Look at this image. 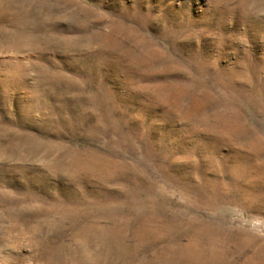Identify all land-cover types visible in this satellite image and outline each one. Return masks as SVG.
<instances>
[{"label":"rangeland","instance_id":"374dc122","mask_svg":"<svg viewBox=\"0 0 264 264\" xmlns=\"http://www.w3.org/2000/svg\"><path fill=\"white\" fill-rule=\"evenodd\" d=\"M135 259L264 264V0H0V264Z\"/></svg>","mask_w":264,"mask_h":264},{"label":"bare ground","instance_id":"6f19581e","mask_svg":"<svg viewBox=\"0 0 264 264\" xmlns=\"http://www.w3.org/2000/svg\"><path fill=\"white\" fill-rule=\"evenodd\" d=\"M2 3H3V2H2ZM4 4H5V3H4ZM3 6H4V5H2L1 8H3ZM1 11H2V10H1ZM20 32H21V31H20ZM9 33H10V32H9ZM23 33H24V32H23ZM5 36H6V35H5ZM7 36H8V35H7ZM16 36H17V35H16ZM16 36H15V37H16ZM13 37H14V36H13ZM23 37H24V36H23ZM262 169H263V168H262ZM130 218H131V217H130ZM141 218H142V217L139 216L138 219L140 220ZM152 218H153V216H152ZM127 219H129V218H127ZM127 219H125V220H127ZM138 219H137L136 221H139ZM155 219H156V218H155ZM129 220H131V219H129ZM141 220H143V219H141ZM151 220H152V219H151ZM132 221H134V220H132ZM154 221H155V220H154ZM154 221L151 222V223H154ZM84 222H85V221H84ZM119 222H120V221H119ZM122 222H123V221H122ZM124 222H125V221H124ZM144 222H145V221H144ZM144 222H143V223H144ZM120 223H121V222H120ZM156 223H157V222H156ZM144 224H145L146 227H147V223L145 222ZM116 225H117V227H118V223H117ZM131 225H134V224H132V222H131ZM139 225H142V224H139ZM155 225H156V224H155ZM121 226H122V223H121ZM148 226H149V224H148ZM156 226H157V225H156ZM117 227H116V228H117ZM119 228H121V227L119 226ZM122 228L125 229L126 227L123 226ZM127 228H128V226H127ZM133 228H134V226H133ZM133 228H132V229H133ZM152 228H154V227H152ZM87 229H89V228H87ZM139 229H140V227H139ZM148 229H149V228H148ZM137 230H138V229H137ZM166 230H167V227H166ZM99 231H100V230H99ZM112 231H113V229H112ZM120 231H122V230H120ZM141 231H142V230H141ZM160 231H162V230H160ZM164 231H165V229H164ZM88 232H89V230H88ZM100 232H104V230H103V231H100ZM107 232H108V231H107ZM113 232H114V231H113ZM172 232H173V231H172ZM105 233H106V232H105ZM155 233H156V232H155ZM197 233H198V232H197ZM135 234H136V233H135ZM170 234H171V233H169V235H170ZM102 236H104V235H102ZM102 236H101V237H102ZM112 236H113V235H112ZM139 236H141V235H139ZM148 236H149V232H148ZM162 236H163V235H162ZM173 236L177 237L176 235H173ZM101 237H100V238H101ZM137 237H138V235H137ZM169 237H171V236H169ZM91 238H92V237H91ZM91 238H90V239H91ZM115 238H116V236H115ZM148 238H149V237H148ZM166 238H167V237H166ZM83 239H84V238H83ZM113 239H114V238H113ZM119 239H120V238H119ZM164 239H165V238H164ZM177 239H178V238H176V240H177ZM106 240H107V239H106ZM138 240H139V239H138ZM141 240H142V239H141ZM156 240H157V238H156ZM156 240H154V241H156ZM166 240H167V239H166ZM166 240H165V241H166ZM169 240H170V238H169ZM176 240H175V241H176ZM89 241H90V240H89ZM119 241H120V240H119ZM146 241H147V239H146ZM149 241H150V240H149ZM160 241H161V243L163 242L162 240H160ZM140 242H141V241H140ZM151 242H152V241H151ZM157 242H158V241H157ZM190 242H191V241H190ZM101 243H102V242H101ZM173 243H174V242H173ZM197 243H198V242H197ZM104 244H106V242H105ZM122 244H124V243L122 242ZM153 244H154V243H153ZM159 244H160V243H159ZM165 244H166V242H165ZM168 244H169V243H168ZM130 245H131V244H130ZM133 245H134V244H133ZM151 245H152V244H151ZM169 245H170V244H169ZM93 246H94V245H93ZM96 246H97V245H96ZM148 246H149V244H148ZM153 246H154V245H153ZM165 246H166V245H165ZM198 246H199V245H198ZM200 246H201V245H200ZM204 246H205V245H204ZM108 247H109V246H108ZM120 247H121V246H120ZM125 247H127V246H125ZM141 247H142V246H141ZM145 247H146V246H145ZM166 247H167V246H166ZM180 247H182V246L180 245ZM180 247H179V248H180ZM194 247H195V246H194ZM206 247H208V246L206 245ZM98 248H99V247H98ZM98 248H97V249H98ZM109 248H110V247H109ZM130 248H131V247H130ZM147 248H148V247H147ZM149 248H151V247H149ZM149 248H148L147 250H149ZM156 248H157V247H156ZM174 248H175V247H174ZM179 248H177V250H179ZM191 248H192V247H191ZM200 248H202V247H200ZM203 248H204V247H203ZM203 248H202L201 250H203ZM216 248H217V247H216ZM104 249H106V248L104 247ZM104 249H103V250H104ZM180 249H181V248H180ZM209 249H210V250H209V253H210V251H211L210 246H209ZM217 249H218V248H217ZM158 250H159V249H158ZM158 250H157V251H158ZM212 250H213V249H212ZM215 250H216V249H215ZM109 251H110V249H109ZM113 251H114V249H113ZM151 251H152V249H151ZM169 251H171V250H169ZM203 251H204V250H203ZM218 251H220V250H218ZM218 251H217V253H218ZM136 252H137V251H136ZM171 252H172V251H171ZM215 252H216V251H215ZM152 253H155V252H152ZM187 253H188V252H187ZM217 253H215V254L217 255ZM108 254H109V256L112 255V254H110V253H108ZM131 254H132V250H131ZM157 254H158V253H157ZM157 254H156V255H157ZM160 254H161V252H160ZM179 254H180V253H179ZM93 255H94V254H93ZM211 255H212V254H211ZM95 256H96V255H95ZM120 256H122V255H121V252H120ZM127 256H129V255L127 254ZM145 256H146V255H145ZM161 256H163V254H161ZM87 257H88V256H87ZM148 257H150V256H148ZM158 257L160 258V256H158ZM96 258H97V257H96ZM96 258L94 257V259H96ZM111 258H112V257H111ZM118 258H119V257H118ZM137 258L139 259V257H137ZM169 258H170V257H169ZM186 258H188V257H186ZM214 258H215V257H214ZM204 259H206V258H204ZM210 259H211V258H210ZM216 259H217V257H216ZM78 260H79V258H78ZM100 260H101V259H98V261H100ZM121 260L123 261V263L125 262L123 259H121ZM142 260H143V259H142ZM150 260H151V259H150ZM160 260H161V259H160ZM191 260H193V259H191ZM214 260H215V259H214ZM102 261H103V260H101L100 262H102ZM108 261H110V260H108ZM129 261H131V260H129ZM135 261H136V262L139 261V264H140V260L135 259ZM144 261H145V260H144ZM209 261H210V260H209ZM83 262H84V261H83ZM96 262H97V261H96ZM147 262H148V261H147ZM160 262H161V261H160ZM186 262H187V261H186ZM189 262H190V261H189ZM112 263H113V262H112ZM130 263H132V262H130ZM141 263L143 264L142 261H141ZM145 263H146V262H145ZM145 263H144V264H145ZM148 263H151V262H148ZM200 263H201V262H200ZM200 263H199V264H200ZM207 263H209V262H207ZM210 263H211V262H210ZM99 264H101V263H99ZM181 264H183V263H181Z\"/></svg>","mask_w":264,"mask_h":264}]
</instances>
